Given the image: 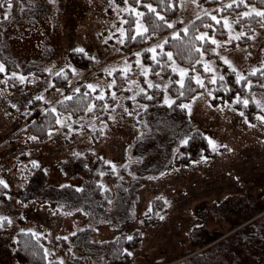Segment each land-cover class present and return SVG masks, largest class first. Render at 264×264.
Returning <instances> with one entry per match:
<instances>
[{"label": "rangeland", "instance_id": "rangeland-1", "mask_svg": "<svg viewBox=\"0 0 264 264\" xmlns=\"http://www.w3.org/2000/svg\"><path fill=\"white\" fill-rule=\"evenodd\" d=\"M234 1L179 0L170 30L150 38L144 48L155 57L162 41L178 34L191 19ZM49 3L52 12L25 3L0 31V65L11 68L0 84V181L8 189L5 199H0V218L8 224L0 234V264H18L9 247L18 231L43 234L49 260L84 264L98 255L101 241L119 227L128 234L134 229L141 232L140 244L129 251L128 264H264V121L258 115L247 121L229 103L212 104L207 88V80L222 75V63L239 77L264 65V20L247 34L248 43L241 44L236 39L245 33L234 27L229 13L214 15L226 36L211 37L213 53L200 54L198 61L206 74L193 72L194 80L201 83L185 103L190 106L188 129H199L208 142L213 141L215 148L209 144L214 154L181 163L182 153L172 151V145L175 140L185 141L188 130L172 112L154 113L145 132L138 124L136 116L143 105L136 96L145 87L155 86L154 98L162 103L169 104L172 96L166 91L169 77L149 76L141 48L130 52L122 48L123 7L112 0ZM8 11L0 8V18ZM250 12L260 11L248 5L243 14ZM70 49L90 55L91 65L72 67L66 59ZM66 66L72 73L67 86L51 87V76ZM170 66L182 82L187 68L174 59ZM33 70L46 73L37 75ZM11 80L20 86L9 88ZM82 83L99 96L117 98L107 117L65 113L43 140L25 132L32 117L54 109L57 100ZM263 93L255 95L261 107ZM141 132L144 138L139 137ZM34 168L39 171L31 177V185L26 184ZM96 173L106 183V193L115 192L113 201L105 205L108 194L94 199L79 188ZM130 178L132 185L124 190ZM66 183V192L51 193ZM23 191L31 198L24 199ZM115 197L119 203L123 199L122 205ZM156 199L163 211L158 212L157 222L146 223L144 216ZM121 214L123 221L118 220ZM252 231L262 236L261 243L249 244L245 251L242 243L234 244L237 236L250 238ZM59 238H66L70 256Z\"/></svg>", "mask_w": 264, "mask_h": 264}, {"label": "trees", "instance_id": "trees-1", "mask_svg": "<svg viewBox=\"0 0 264 264\" xmlns=\"http://www.w3.org/2000/svg\"><path fill=\"white\" fill-rule=\"evenodd\" d=\"M30 1L48 12H52L49 0H12L10 8L6 0H0V2H4L5 5L2 8L9 9L8 15L4 18H0V31L2 27L8 23L9 19L16 15L25 3ZM112 1L115 5L121 7V9L123 7V9L120 10L122 27L124 30V37L121 43L122 48L129 52L133 49L141 48V59L150 67L149 76L154 77L159 74L169 77V83L166 85V91L172 96V101L169 104L162 103L160 99L157 100L154 98L156 87L151 86L147 88L145 87L144 80H141L142 85L145 87V91L139 92L136 96V99L143 105V108L136 116L139 126L143 128L145 132L149 130V120H151L154 113L172 112L177 117V120L179 122L181 121L182 125L186 126L188 130L185 140L187 143H179L175 140L172 145V151L180 150L182 153L179 157V162L188 163L200 156L213 155L214 152L205 135H203L199 129L190 127L188 129V113L186 108L181 107V105H185L187 100H189L199 88L198 83L194 80L193 72L199 71L202 74H206L198 58L202 52L208 55L213 53V42L211 37L226 36L222 22L219 19H213L214 15L229 13L234 22V27L243 30L245 33V35L236 39V42L247 44L249 40L247 34L259 29L264 17L257 16L256 12H250L249 15H244L243 12L248 9V5L256 7L260 12H264V0H243V3H241L240 0H236L231 4L220 5V9L214 8L209 13H204L191 19L183 28L178 30V34L174 36L169 35L166 40L162 41L161 50L155 57L150 56L148 50L144 48V45L155 35L166 34L170 30V21L178 12L179 0ZM199 1L204 4L218 3V0ZM146 5H151L155 11H149ZM229 5L231 6L229 7ZM137 13H142V15H137ZM160 17H163V19H160ZM168 54H171L170 58H168ZM66 59L72 67L79 69H85L92 63L90 55L84 51H77V49L68 50ZM170 59H174L177 63L187 68L188 74L182 82L176 80L175 77L177 73L172 71ZM221 71L222 75L214 81L207 80V88L211 94L210 102L214 105L229 103L232 107L240 110L245 119L249 122H252L256 115L264 116V107H261V105L257 103L255 97L256 94L264 92V65L255 71L246 73L242 76V79H238L239 76H237L235 71L224 63L221 64ZM10 72L11 68L7 64H4V71L0 72V84L1 78H4L5 74L9 75ZM31 73L45 75L46 72L33 70ZM51 77V87L64 88L72 77L71 68L66 66L63 71L57 70ZM8 78L15 77L10 76ZM8 84L9 88H17L20 86V83L15 80H11ZM158 92L162 94V89H159ZM244 101H247V105H245ZM116 103V97L109 94L99 96L94 90H91L82 83L77 89L71 91L68 96L57 100L54 109H46L32 117L25 125V132L28 135L43 140L52 129L57 127V121L60 115L65 113L72 116L90 114L104 118L113 110ZM144 132L138 134L140 138L145 137ZM122 166L126 167L127 164H122ZM38 171V168H34V171L29 173L30 176L26 184L31 185V177L38 173ZM99 175L100 173H96L95 179L86 181V184L79 187L83 190V195H86V193L90 195L92 193L93 198L97 199L101 197L103 193L107 192V187H104L106 183L101 182V177H98ZM132 181L131 178L128 179V183H124L123 189L127 190L128 187H131ZM58 185L57 191H52L51 193L58 195L67 191V183ZM87 188L90 189L86 190ZM7 192L8 189L5 187V184L0 183V199L4 200ZM27 193L28 192L23 191L22 197H25L24 199L31 198V194L29 195ZM111 194L115 195V192L114 194L110 193L107 195L106 201L103 203L104 205L107 204L109 200L110 202L113 201V199H111ZM115 198L114 200L119 203L117 197ZM122 202L123 199L120 200L119 204L122 205ZM160 204V200L158 201V199H156L154 201L151 212L144 216V221L146 223H154L159 220L158 212L161 213L163 211L161 208L159 209V207H161ZM119 219L123 221V214L118 217V220ZM7 225V220L0 218V234L6 231ZM249 225H251V223ZM120 230L119 227L115 235L104 238L100 243L98 255L90 257L84 264L130 263L129 251L140 244L141 232L139 229H134L128 234ZM262 231L264 234V226L262 227ZM249 235L250 238L237 236L234 244L242 243L244 246L241 249L245 251L247 245H255L262 242L263 238L258 232L252 231ZM129 237L132 239H128ZM58 241L62 247L65 248L67 255L70 256L66 240L64 238H59ZM45 245V236L30 230L18 231L15 237L9 242L11 256L18 264H60V262L55 259L49 260ZM91 253H95V251ZM226 264H228V261ZM229 264L233 263L230 262Z\"/></svg>", "mask_w": 264, "mask_h": 264}, {"label": "snow or ice", "instance_id": "snow-or-ice-1", "mask_svg": "<svg viewBox=\"0 0 264 264\" xmlns=\"http://www.w3.org/2000/svg\"><path fill=\"white\" fill-rule=\"evenodd\" d=\"M7 2V5L8 7L10 8L11 7V2L12 0H6ZM241 3H243V0H240ZM4 2H0V8L4 7ZM231 5H229L230 7ZM146 7H148L149 11H155V9H153L151 7V5H146ZM250 13H244V15H249ZM137 15H142V13H137ZM256 15L257 16H261V17H264V12H256ZM160 19H163V17H160ZM213 19H215V17H213ZM169 27H171V25H169ZM213 43H215V41H213ZM152 51H154V49H151ZM77 51H83L82 49H77ZM169 57H171V54H168ZM226 63H228V61H225ZM4 71V66L3 65H0V72H3ZM15 75V74H13ZM21 79H23V77H21ZM238 79H242V77H238ZM197 83H201L199 80H197ZM89 87H92L91 85ZM102 98V97H100ZM245 105H247V101H244ZM181 107H184V108H189L190 106L189 105H181ZM91 110V109H90ZM241 115H243V113H241ZM259 119H261L262 121H264V116H261V117H258ZM32 139H35V137H32ZM182 143H187V141H182ZM209 143L213 146V148H215V144L213 141H209ZM35 164V162H33ZM0 183H3V181H0ZM5 187H7V185H5ZM66 239V238H65ZM128 239H132L131 237H129ZM131 253H129L130 255Z\"/></svg>", "mask_w": 264, "mask_h": 264}]
</instances>
